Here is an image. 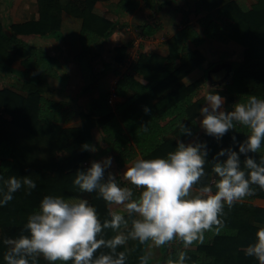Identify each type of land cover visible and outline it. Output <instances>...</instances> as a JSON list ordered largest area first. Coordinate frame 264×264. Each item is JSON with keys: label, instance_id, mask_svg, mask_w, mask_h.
Masks as SVG:
<instances>
[{"label": "trees", "instance_id": "trees-1", "mask_svg": "<svg viewBox=\"0 0 264 264\" xmlns=\"http://www.w3.org/2000/svg\"><path fill=\"white\" fill-rule=\"evenodd\" d=\"M100 1L111 0H36V17L8 27L0 23V69L27 79L21 86L0 89V176L3 177L0 199L7 192V181L12 176H31L36 183L30 195L27 194L29 190L22 187L12 194L10 202L0 207V264H4L6 251L2 240L26 234L23 229L27 217L38 210L45 196L65 199L82 196L83 192L73 184L74 175L77 170L89 168L93 162L92 152L82 150V145L94 146L96 128L102 130L103 141L120 169L138 156L164 158L176 148L177 139L187 141L198 135L203 102L197 96L202 80L189 85L184 80L196 68L202 67L206 58L199 49L191 48V44L200 47L210 39L224 43L233 41L245 48L244 59L234 66L230 81L213 91L225 99V111H230L234 104L246 100L249 95L264 99V0H257L248 8L235 0H193L195 11H181L176 20L179 31L169 39L166 57L142 53L127 71H114L119 77L114 93L105 88L99 90L89 110L81 113L82 125L65 127L76 114V100L56 101L46 96L50 78L66 85V76H60L59 61L22 36L56 35L61 39L62 15L67 13L81 19L82 53L76 60L84 72H92V63L100 56L96 48L122 26L96 11ZM142 4L151 10L163 8L157 0H120L115 8L118 14H130ZM193 13L200 16L197 23L203 29L202 33L192 22ZM137 28L143 38H149L161 31L163 24L155 20ZM116 52V62L125 63L128 48L118 47ZM17 56L22 59V72L13 67ZM111 70L112 65H106L102 74L105 76ZM90 92L86 87L82 93ZM113 95L123 102L113 106ZM145 108L149 110L147 113ZM180 123L191 131V136L182 135ZM145 126L147 131L142 128ZM247 135L248 129L238 126L220 141L203 135L196 142L206 143L207 159L212 161L222 149L232 148L239 153L238 146ZM248 155L259 160L264 155V145L260 152ZM225 159L220 157L221 161ZM244 159L241 154L242 163ZM211 167L210 163L205 165L207 176L202 184L208 183L213 175ZM108 172L106 169V175ZM118 183L124 186L120 179ZM252 187L255 190L253 196L246 197L230 210L225 207L226 227L219 235L206 233L203 245H193L187 250L175 241L161 247L162 264L169 257L176 259L179 251H186L190 258L185 264H258L244 253V249L254 242L256 231L264 227V208L252 204L255 199H264V191L255 185ZM90 194L89 203L97 209L101 222L109 219L106 202L98 193ZM115 234L111 229L105 230L104 238H112ZM145 247L131 241L126 264H139V256L144 254ZM100 252H107V249H100L97 255ZM38 264L48 262L40 258ZM149 264H153L151 259Z\"/></svg>", "mask_w": 264, "mask_h": 264}, {"label": "clouds", "instance_id": "clouds-1", "mask_svg": "<svg viewBox=\"0 0 264 264\" xmlns=\"http://www.w3.org/2000/svg\"><path fill=\"white\" fill-rule=\"evenodd\" d=\"M204 99L206 106L200 109L203 119L199 123L206 135L220 141L238 126L248 129L247 138L238 146L239 153L232 148L222 149L209 161L206 143L185 144L177 139L176 148L164 158L132 161L119 176L124 186L118 183V176L111 172L106 175L111 157L93 161L86 170H77L73 184L83 193H98L108 206L109 219L101 222L88 199L45 196L38 210L27 217L23 229L26 234L2 240L6 248L4 264H38L40 258L48 264H126L129 241L146 246L139 264H149L154 248L175 241L187 250L203 245L206 233L219 235L226 227V206L230 210L253 196V185L264 191V155L259 160L248 155L260 152L264 145V99L249 95L230 111L223 109L225 100L217 92L209 91ZM178 127L182 135H192L184 124ZM142 128L147 131L146 126ZM232 140L235 143L236 137ZM82 150L97 151L87 143ZM241 154L245 157L243 163ZM220 157L226 159L221 161ZM209 163L213 175L202 184ZM22 187L30 195L36 183L31 176L10 177L0 207ZM108 229L116 234L106 239ZM102 248L107 252L97 255ZM244 253L264 264V227L256 231L254 242ZM188 259L186 251H179L176 259L169 257L165 264H185Z\"/></svg>", "mask_w": 264, "mask_h": 264}, {"label": "rangeland", "instance_id": "rangeland-1", "mask_svg": "<svg viewBox=\"0 0 264 264\" xmlns=\"http://www.w3.org/2000/svg\"><path fill=\"white\" fill-rule=\"evenodd\" d=\"M117 0H111V1H100L98 2V6H96V11L100 15H104V17L117 22L118 21V16L114 13V6L113 2ZM160 1V0H159ZM163 2V1H160ZM115 3V2H114ZM193 3H191L190 6H192ZM174 8V7H173ZM171 8V18L165 17L163 20V15L165 14V11L162 13L160 11H154L150 15L149 10L142 9L139 12H137L136 15L137 18H139L142 21L132 19L134 15H126L123 16L122 24L120 23L121 28H118V30L114 33L112 37H110L104 44L98 46L96 48V52L99 53V58L98 60H95L92 63V72L86 73V77H82L80 73H76L73 81L71 82V85H68L67 89L64 92H60L59 89H53L52 87L50 88V85L47 86V92L46 96L55 100H60V99H66V100H71L75 99L76 100V105H77V110L79 115L85 110H88L92 104L93 97L96 96L98 93V89L102 90L106 86V89H114L116 82H117V76L114 75V71H120V72H125V69L128 67V65L132 64L133 62L135 63V60L140 57L142 53L150 54V52L159 54L160 56L164 57V38H153V39H144L142 35L140 34L141 30H139L137 27L141 25V23L152 21L154 22L156 19H162L164 21V25H166V32L161 35V36H170L172 34V31L174 29L173 27V21L175 19V16L177 15L176 11L180 9L179 7H176L175 10ZM36 10H38L36 8ZM3 12V11H2ZM4 13V14H3ZM0 13L5 16L6 12ZM8 16L4 18L5 22H7L8 25L11 24V22L14 20V16L10 12H7ZM73 19H77L73 16L70 15ZM157 17V18H156ZM24 16L22 15V19ZM11 21L9 22V20ZM171 19V20H170ZM28 20V19H27ZM120 20V21H121ZM24 22V21H23ZM22 22V23H23ZM10 23V24H9ZM62 31L59 32L61 34ZM36 41L38 38H35ZM53 39V38H52ZM162 41L163 44L159 45L156 43L157 41ZM34 41V40H33ZM55 42V41H54ZM53 41H50L48 43V46L50 49L60 58L61 61L64 62V64H68L70 62V57L67 55V51L64 49V45L62 44L63 41L57 40V42L54 43ZM45 43V41H44ZM54 43V45L52 44ZM34 45H39V42H34L32 43ZM126 46L128 48V53L126 56L125 63L123 64H118L115 60L117 52L116 49L118 47ZM226 47H218V48H212L210 51L209 49L205 48L206 53L203 52L205 56L208 57L210 61H206L204 65L200 68L199 70L202 71L201 74H193L195 75L194 78L193 75L190 76V80H195V82L200 79L202 80V86L199 88L198 96L197 98L200 99L203 102V106H206V100L204 99L205 95L209 92L212 91L209 89L208 86L211 88L215 89L220 86H223L227 82L230 81L233 73H234V66L238 63H241L243 61L242 59L238 60H225V50ZM74 50V48H73ZM204 50V51H205ZM51 51V52H52ZM160 51V52H159ZM233 51V50H231ZM159 52V53H158ZM208 54V55H207ZM206 58V57H205ZM207 60V58H206ZM105 65H112V70L111 72L108 73L107 76H104L102 74V69L105 67ZM208 65V66H207ZM208 67L207 71L204 69ZM210 70V71H209ZM195 71V70H194ZM197 73V72H196ZM203 75V76H202ZM17 77L12 76V74L6 73L5 70L0 69V89L4 88H11L13 87L12 85H16L17 83L15 80ZM104 86V87H102ZM85 87H89L91 92L90 93H81ZM102 87V88H101ZM21 92V91H19ZM121 99L113 97L112 103L114 106H116ZM224 109V108H223ZM80 117V116H79ZM81 119V118H80ZM66 127V126H65ZM94 135H95V143L98 145L100 144L101 137H100V130L95 129L94 130ZM206 135V134H204ZM202 137H196L192 141H189L186 143H191L193 141H198ZM93 147H96L95 144ZM93 158L92 161H100V151L92 152ZM112 154H107L103 156V159L107 157H111ZM112 165V164H111ZM111 173L114 175L116 171L114 169H111ZM120 179L117 177V180ZM91 197V194L89 193H83L82 196H76L74 198H82V199H88ZM131 241H129L130 243ZM129 243L127 245V248L129 247ZM153 256L151 260L153 261V264H162V254L160 252L159 248H154L153 250ZM43 259V258H42Z\"/></svg>", "mask_w": 264, "mask_h": 264}, {"label": "crops", "instance_id": "crops-1", "mask_svg": "<svg viewBox=\"0 0 264 264\" xmlns=\"http://www.w3.org/2000/svg\"><path fill=\"white\" fill-rule=\"evenodd\" d=\"M119 1L120 0L114 1L115 3L113 2L112 4L114 6V13L119 18L117 22H119L121 24H122V20L121 19L123 18V16H126V15H134V17L132 19L142 21L139 18H137L138 15H136L137 12H139L142 9L149 10L150 11V15H151L152 12L157 11V10H151L150 8H147V7L144 6V4H142L141 7L137 11H135L134 13L118 14L116 12L115 4L119 3ZM139 1L142 2V0H139ZM157 1H158V4L163 5V8H162L161 12L163 13L165 11V14L163 15V20H164L165 17H167L168 19L171 18V13H170L171 8H173V7L175 9H176V7L180 8V9H178L176 11L177 15L175 16V19L173 21L174 29L172 31V34H170V36H166V37L161 36V35H163L166 32V30H165L166 29V25H164V21L162 19L158 18L156 20H158L159 22H161L163 24V29L161 31H159L157 34H155L154 36H152V37L144 38V39H153V38L161 39V38H164V40H165V42H164L165 49H164L163 54H164V57H166L168 55V53H169L168 41H169V39L171 37H173L179 31V28L176 26V20L178 19L180 12L184 11V10H189V9L192 10V11H195L196 4H195V2L193 0H160V1H163V2H160L159 0H157ZM235 1H238L239 3H241L243 6H245L247 8L251 7L252 5H254L257 2V0H235ZM191 3H193L192 6H190ZM36 8H37L36 0H0V13L6 12L5 16L7 17L8 16L7 12H10L12 14V16H14V20L11 22V24L12 23H15V24L16 23H22L23 21H26L27 19H31V18L36 17V15H37ZM174 8H173V10H175ZM3 14L0 15V23L4 24L5 27H8L9 25L7 24V22H5V20H4L5 16ZM204 14H206V13H204ZM22 15L24 16L23 19H22ZM191 17H192V22H193L195 28L199 32L202 33L203 29L197 23V21H198L200 16L197 17L193 13L191 15ZM10 21H11V19L9 20V22ZM152 21L148 20V22H144V23H149V22L151 23ZM144 23H141V25L144 24ZM81 28H82V20L81 19H78V18L77 19H73L72 17H70L69 14L64 13L62 15V25H61V30H60V31H62L61 39H58L56 35H52V36L50 35V36H46V37H41V36H37V35L22 36V38L24 40L30 42L31 44L34 43V42H39L40 44L38 46L44 48L50 55L55 56L58 59L59 67H60V76H62V77H63V75L66 76V85L63 86V84L58 79L50 78L49 81H48V86L50 85V88L52 87L53 89H59L60 92L61 91L64 92L67 89V87H69L68 85H71V82L73 81V78H74L76 73H80L82 75V77H86V73H89V72H84L82 70L80 62H78L76 60V57L79 56L82 53V47H81V44H80ZM35 38H38L37 40H39V41H36ZM57 40L63 41L62 44L64 45V49L67 51V55L70 57V62L68 64H66V65L64 64L63 61L60 60V58L48 46L47 41L48 42H50V41L57 42ZM44 41H45V43H44ZM54 43H52V44L54 45ZM156 43L158 44V46L163 44V42L160 41V40L157 41ZM222 46L227 48L225 50L226 51L225 52V57H224L225 60H232L233 61V60H238L240 58L242 59V57L244 59L245 48L243 46L239 45L238 43L233 42V41L224 43V42L217 41V40L206 39V41L200 47H195L193 44H191V48H193L194 50L199 49L200 52H202V53L203 52L206 53L205 48H207V49H209L211 51L213 47L214 48H218V47H222ZM73 48H74V50H73ZM231 50H233V51H231ZM151 53H153V52H150V54ZM205 57L207 58L206 61H210L208 59L210 57L209 55H208V57L207 56H205ZM98 58H97V60H98ZM21 60L22 59L17 56V59H16L13 67L16 70L22 72V71H24V67L22 66ZM136 61H137V59L135 60V62ZM133 64H134V62L132 64L128 65V67L125 69V71H127V69H129ZM207 68L208 67H206L204 70L207 71L208 70ZM104 69H105V67L101 71H103ZM201 73H202V71L199 70L198 68H196V70L194 72H192L190 75H188L185 78L184 82L187 85L194 83L195 80H190L191 79L190 76H192L193 74L198 75V74H201ZM107 75L108 74H106L105 76H107ZM114 75H116V74H114ZM194 76L195 75H193L192 78H194ZM14 77H17V76H14ZM117 78H118L117 79V82H118L119 77L117 76ZM16 79H17V81L15 80V82L18 85H20V86L23 84L24 81L27 80L26 78H24L22 76L17 77ZM139 79L141 80V78H139ZM117 82H116V84H117ZM12 86H14V85H12ZM102 87H104V86H102ZM104 88L106 89L107 87L105 86ZM115 88H116V85H115L113 91H112V89H109V91L114 93ZM216 89L217 88H215V90ZM99 90L100 89H98V93H99ZM215 90H212V91H215ZM98 93L96 94V96L93 97V100H94V98L97 97ZM114 97H116V96H114ZM116 98H118V97H116ZM119 99H121V98H119ZM53 100H55V99H53ZM74 100L75 99H71V100L60 99V100H56V101H67V102H69V101H74ZM121 102H123V99H121V101L119 103H121ZM112 105H113V103H112ZM75 106H76V108H75L76 109V114L71 119V121H69L65 125L66 127H79V126L82 125L81 115H79V113H78L77 105H75ZM223 108H224V105H223ZM88 110H85V111H88ZM202 119H203V117L200 115V117L198 118V123ZM199 126H200V123H199ZM97 129H99V128H97ZM99 130H100L101 141H100L99 145L97 143H95V146H96L95 148L97 149V151H98V149L100 151V161L103 160V156H105L107 154H112L111 155L112 156V165L108 169H109L110 172H111V169H114L116 171V173L114 175L119 177L120 175L123 174V172L126 170V167L128 165H130V164H128L126 167H124L122 169H120L117 166V164L115 162V158L113 156V153L108 150V145L103 141L104 134H103L101 129H99ZM204 134H205V132L200 127V131H199L198 135L193 137V138H191L190 140H187L186 143L189 142V141H192L196 137H199V136L203 137ZM181 142L185 143V141H181ZM137 159H143V158L141 156H138ZM252 204H254L257 207L264 208V199H255L254 201H252Z\"/></svg>", "mask_w": 264, "mask_h": 264}, {"label": "built area", "instance_id": "built-area-1", "mask_svg": "<svg viewBox=\"0 0 264 264\" xmlns=\"http://www.w3.org/2000/svg\"><path fill=\"white\" fill-rule=\"evenodd\" d=\"M113 97H114V95L112 96V98H111V99H113Z\"/></svg>", "mask_w": 264, "mask_h": 264}]
</instances>
